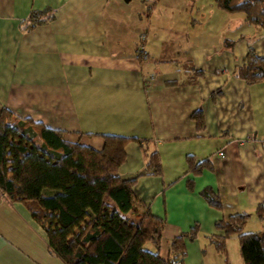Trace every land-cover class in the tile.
<instances>
[{
    "label": "crops",
    "instance_id": "1",
    "mask_svg": "<svg viewBox=\"0 0 264 264\" xmlns=\"http://www.w3.org/2000/svg\"><path fill=\"white\" fill-rule=\"evenodd\" d=\"M31 11L42 21L25 28ZM248 47L264 56V30L213 0H0V107L94 149L102 134L135 137L118 175H139L134 196L164 220L160 257L196 225L181 264H224L207 238L220 234L214 222L264 201V79L233 74ZM197 108L202 130L190 119ZM144 148L160 175L141 174ZM187 154L211 168L186 172ZM0 264H63L26 207L1 194Z\"/></svg>",
    "mask_w": 264,
    "mask_h": 264
},
{
    "label": "trees",
    "instance_id": "2",
    "mask_svg": "<svg viewBox=\"0 0 264 264\" xmlns=\"http://www.w3.org/2000/svg\"><path fill=\"white\" fill-rule=\"evenodd\" d=\"M222 11L241 12L245 19L264 30V0H213ZM41 13L31 11L23 23L29 28L41 22ZM140 57V54H137ZM187 70L202 76L188 64ZM233 74L245 84L264 79V56L247 48L244 63ZM219 91L214 94H218ZM196 129L204 128L200 108L190 113ZM135 137L102 134V146L94 149L62 137V132L18 117L0 107V194L9 203H21L44 233L48 253L63 264H172L185 254L184 239L197 233L194 225L168 242L170 255H159L164 220L136 199L132 186L137 176L121 179L118 168L125 160L124 145ZM141 174L160 175L154 150L144 148ZM186 172L196 175L211 168L210 160L185 156ZM140 174V175H141ZM188 185L191 183L187 181ZM200 195L220 207L218 196L208 187ZM264 223V201L253 208ZM247 212L230 214L214 222L220 234L208 241L227 264L226 240L235 235L243 264H264V235L244 231Z\"/></svg>",
    "mask_w": 264,
    "mask_h": 264
},
{
    "label": "rangeland",
    "instance_id": "3",
    "mask_svg": "<svg viewBox=\"0 0 264 264\" xmlns=\"http://www.w3.org/2000/svg\"><path fill=\"white\" fill-rule=\"evenodd\" d=\"M243 230L255 231L264 235V223L254 216L253 210L249 213V217L246 220ZM226 242L229 244L228 255L226 252L227 264H243L239 255L238 240L236 236L231 235L227 238Z\"/></svg>",
    "mask_w": 264,
    "mask_h": 264
},
{
    "label": "built area",
    "instance_id": "4",
    "mask_svg": "<svg viewBox=\"0 0 264 264\" xmlns=\"http://www.w3.org/2000/svg\"><path fill=\"white\" fill-rule=\"evenodd\" d=\"M216 154H217L218 156H222V155H223V151H218ZM171 263H172V264H179V261H178V260H174V261H172Z\"/></svg>",
    "mask_w": 264,
    "mask_h": 264
}]
</instances>
